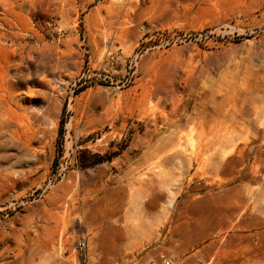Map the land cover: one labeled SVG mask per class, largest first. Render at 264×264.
Masks as SVG:
<instances>
[{
  "label": "rangeland",
  "instance_id": "374dc122",
  "mask_svg": "<svg viewBox=\"0 0 264 264\" xmlns=\"http://www.w3.org/2000/svg\"><path fill=\"white\" fill-rule=\"evenodd\" d=\"M159 252L264 264V0H0V264Z\"/></svg>",
  "mask_w": 264,
  "mask_h": 264
},
{
  "label": "built area",
  "instance_id": "2783aa9c",
  "mask_svg": "<svg viewBox=\"0 0 264 264\" xmlns=\"http://www.w3.org/2000/svg\"><path fill=\"white\" fill-rule=\"evenodd\" d=\"M85 247V242L78 241L77 248L82 249ZM147 264H173V259L164 252L157 253L153 258H151Z\"/></svg>",
  "mask_w": 264,
  "mask_h": 264
},
{
  "label": "bare ground",
  "instance_id": "6f19581e",
  "mask_svg": "<svg viewBox=\"0 0 264 264\" xmlns=\"http://www.w3.org/2000/svg\"><path fill=\"white\" fill-rule=\"evenodd\" d=\"M88 222V221H87Z\"/></svg>",
  "mask_w": 264,
  "mask_h": 264
}]
</instances>
